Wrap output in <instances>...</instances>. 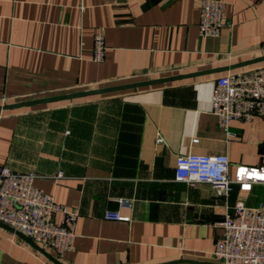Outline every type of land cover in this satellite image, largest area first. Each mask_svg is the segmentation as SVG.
Masks as SVG:
<instances>
[{"label":"crops","instance_id":"crops-1","mask_svg":"<svg viewBox=\"0 0 264 264\" xmlns=\"http://www.w3.org/2000/svg\"><path fill=\"white\" fill-rule=\"evenodd\" d=\"M200 2L0 0V106L179 77L0 110V168L33 172L77 213L62 254L0 222V264H219L218 222L237 201L264 202V184L217 197L208 183L176 181L175 159L225 154L231 176L264 163V113L231 122L230 135L212 113L219 75L264 64L232 68L264 55V0H224L216 37L199 34ZM98 29L102 62L92 59ZM110 210L129 221L106 219Z\"/></svg>","mask_w":264,"mask_h":264},{"label":"built area","instance_id":"built-area-1","mask_svg":"<svg viewBox=\"0 0 264 264\" xmlns=\"http://www.w3.org/2000/svg\"><path fill=\"white\" fill-rule=\"evenodd\" d=\"M224 7V0H201L198 28L202 37L220 34L225 23ZM105 50V37L98 29L93 36V61L102 62ZM212 113L227 135H230L231 122L251 121L263 114L264 64L219 75L212 93ZM163 140L160 135L157 137V142ZM229 166L225 154H181L175 159L174 178L189 185L208 183L217 197H227L235 184L240 191L251 190L253 184H264V163L256 167L236 165L232 176ZM35 178L33 172H18L6 166L0 168V222L62 254L72 249L77 213L57 203L52 194L38 189L34 185ZM116 201L120 206L131 205L128 199L116 198ZM56 214L61 215L59 221L55 219ZM104 216L129 221V217L118 210L106 211ZM218 225L223 232L212 251L216 262L264 264V202L251 207L237 201L233 211L226 213Z\"/></svg>","mask_w":264,"mask_h":264},{"label":"water","instance_id":"water-1","mask_svg":"<svg viewBox=\"0 0 264 264\" xmlns=\"http://www.w3.org/2000/svg\"><path fill=\"white\" fill-rule=\"evenodd\" d=\"M260 61H264V55L260 56V57H256L254 59H250L248 61H245V62L237 64V65H234L232 68L240 67L243 65H248V64H252V63H256V62H260ZM176 78H179V77H168V78H162V79L147 80V81H143V82L100 88V89H95V90H91V91L77 92V93H72V94H68V95H64V96L56 97V98L21 102V103H15V104H11V105H1L0 110L15 107V106H23V105H28V104L41 103V102L51 101V100H55V99L74 98V97L86 96V95H91V94H98V93H103V92H108V91H113V90H120V89L137 87V86H142V85L154 84V83L164 82V81H168V80H172V79H176ZM18 233H20V232H18ZM181 262L196 263V264H208V263H202L199 261L187 260V259H179V260H175V261H171V262L163 263V264H176V263H181Z\"/></svg>","mask_w":264,"mask_h":264}]
</instances>
